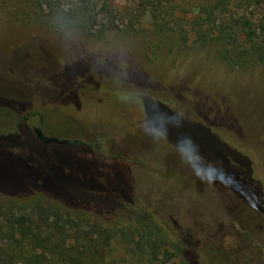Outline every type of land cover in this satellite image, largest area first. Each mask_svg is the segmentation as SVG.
I'll use <instances>...</instances> for the list:
<instances>
[{
    "label": "rangeland",
    "instance_id": "rangeland-1",
    "mask_svg": "<svg viewBox=\"0 0 264 264\" xmlns=\"http://www.w3.org/2000/svg\"><path fill=\"white\" fill-rule=\"evenodd\" d=\"M108 1L113 18L100 15L88 33L59 29L29 0H0V203L37 191L111 209L101 219L113 225L127 219L112 209L128 184L133 206L197 264H264V194L220 142L250 160L264 189V65L233 69L195 43L190 21L201 0L166 4L167 19H177L168 34L135 0ZM256 12L264 16V3ZM35 129L70 143L38 144ZM201 156H218L214 175L245 203ZM86 264L161 263L114 238Z\"/></svg>",
    "mask_w": 264,
    "mask_h": 264
},
{
    "label": "trees",
    "instance_id": "trees-1",
    "mask_svg": "<svg viewBox=\"0 0 264 264\" xmlns=\"http://www.w3.org/2000/svg\"><path fill=\"white\" fill-rule=\"evenodd\" d=\"M29 1L38 4L44 13V20L59 29L71 27L85 29L88 33L99 24L100 15L105 13L110 16L113 10L112 2L108 0H73L72 6L67 9L63 7L62 0ZM169 2L172 0H135L137 6L148 14L153 30L158 34L174 32L172 24H176L177 19H167L173 17V7L166 6ZM263 3L264 0H201L190 21L195 43L201 48L212 46L216 56L233 69L264 65V16L258 17L256 12ZM243 6L245 8L240 13L236 11ZM249 7L252 9L246 13ZM158 104L170 114L178 116L161 103ZM19 123L16 125L19 126ZM202 128L209 132L208 128ZM158 132L161 133L160 130ZM4 135L9 137L10 133ZM220 142L231 151L229 156H225L227 161L238 168L244 166L249 186L264 194V189L252 178L250 160ZM76 143L83 148L89 147L81 141ZM94 146L100 149L99 144ZM8 148L19 147L11 145ZM204 161L201 165L212 178L223 183L245 203L246 196L214 175L218 156L207 157ZM126 186L127 194L116 201L118 205L112 210L128 214L127 219L113 225L101 219L111 209L83 207L49 195L40 196L41 192L37 191L27 194L29 197L25 201L14 197L6 203L1 202L0 264H86L89 257L101 256L114 238L126 243L133 255L149 262L166 264L173 257H179L181 264H197L179 242L168 239L146 211L133 206L129 186ZM19 211L21 214H16Z\"/></svg>",
    "mask_w": 264,
    "mask_h": 264
},
{
    "label": "water",
    "instance_id": "water-1",
    "mask_svg": "<svg viewBox=\"0 0 264 264\" xmlns=\"http://www.w3.org/2000/svg\"><path fill=\"white\" fill-rule=\"evenodd\" d=\"M35 133V137L36 139L39 141L40 144L42 145H47L50 143H55V144H65V143H70V142H66V141H60L56 138L53 137H46L42 134L40 129H35L34 130Z\"/></svg>",
    "mask_w": 264,
    "mask_h": 264
},
{
    "label": "flooded vegetation",
    "instance_id": "flooded-vegetation-1",
    "mask_svg": "<svg viewBox=\"0 0 264 264\" xmlns=\"http://www.w3.org/2000/svg\"><path fill=\"white\" fill-rule=\"evenodd\" d=\"M36 138V137H35Z\"/></svg>",
    "mask_w": 264,
    "mask_h": 264
}]
</instances>
